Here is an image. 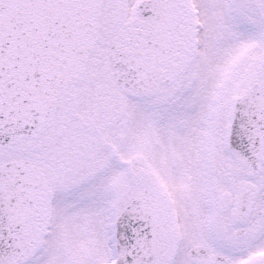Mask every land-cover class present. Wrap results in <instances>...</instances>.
Listing matches in <instances>:
<instances>
[{"label":"snow or ice","instance_id":"6c2138e0","mask_svg":"<svg viewBox=\"0 0 264 264\" xmlns=\"http://www.w3.org/2000/svg\"><path fill=\"white\" fill-rule=\"evenodd\" d=\"M0 264H264V0H0Z\"/></svg>","mask_w":264,"mask_h":264}]
</instances>
